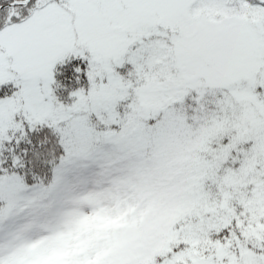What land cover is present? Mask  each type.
<instances>
[{
  "label": "snow or ice",
  "instance_id": "6c2138e0",
  "mask_svg": "<svg viewBox=\"0 0 264 264\" xmlns=\"http://www.w3.org/2000/svg\"><path fill=\"white\" fill-rule=\"evenodd\" d=\"M106 157L159 224L82 264H264V0H0V186Z\"/></svg>",
  "mask_w": 264,
  "mask_h": 264
},
{
  "label": "rangeland",
  "instance_id": "374dc122",
  "mask_svg": "<svg viewBox=\"0 0 264 264\" xmlns=\"http://www.w3.org/2000/svg\"><path fill=\"white\" fill-rule=\"evenodd\" d=\"M136 167L106 157L58 170L50 188L5 182L0 186L6 203L0 212V256L18 258L21 264L136 259L159 224L147 213L136 219V209L127 203ZM53 230L59 233L56 238Z\"/></svg>",
  "mask_w": 264,
  "mask_h": 264
},
{
  "label": "trees",
  "instance_id": "16d2710c",
  "mask_svg": "<svg viewBox=\"0 0 264 264\" xmlns=\"http://www.w3.org/2000/svg\"><path fill=\"white\" fill-rule=\"evenodd\" d=\"M54 176L50 175L45 183L38 185L36 187L50 188L54 182ZM4 207H5V202L0 199V212L4 209Z\"/></svg>",
  "mask_w": 264,
  "mask_h": 264
}]
</instances>
